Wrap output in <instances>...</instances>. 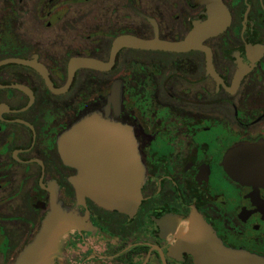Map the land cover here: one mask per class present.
I'll return each instance as SVG.
<instances>
[{
	"label": "flooded vegetation",
	"instance_id": "af4514ba",
	"mask_svg": "<svg viewBox=\"0 0 264 264\" xmlns=\"http://www.w3.org/2000/svg\"><path fill=\"white\" fill-rule=\"evenodd\" d=\"M91 115L134 138L132 215L77 200L58 143ZM53 211L81 221L61 264H195L193 215L264 258V0H0V264Z\"/></svg>",
	"mask_w": 264,
	"mask_h": 264
},
{
	"label": "water",
	"instance_id": "95a60500",
	"mask_svg": "<svg viewBox=\"0 0 264 264\" xmlns=\"http://www.w3.org/2000/svg\"><path fill=\"white\" fill-rule=\"evenodd\" d=\"M132 41L117 39L112 53L122 46L131 45ZM134 42L143 48L152 44ZM162 46L179 50L187 44L163 43ZM85 63L95 68L102 67L93 61ZM58 146L64 163L77 171L72 184L78 201L88 198L107 210L127 215L136 212L141 202L143 176L135 141L127 126L91 115L72 126L60 138ZM243 150L237 149L236 154ZM80 225L81 221L75 214L63 215L60 211H53L13 264H61L66 236ZM182 225L177 242L194 258L195 264H264V258L247 257L224 248L195 215Z\"/></svg>",
	"mask_w": 264,
	"mask_h": 264
}]
</instances>
